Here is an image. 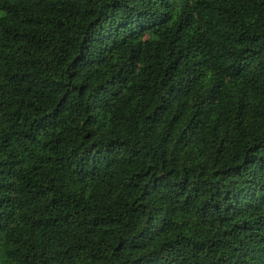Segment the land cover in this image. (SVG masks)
I'll return each instance as SVG.
<instances>
[{
    "label": "trees",
    "instance_id": "trees-1",
    "mask_svg": "<svg viewBox=\"0 0 264 264\" xmlns=\"http://www.w3.org/2000/svg\"><path fill=\"white\" fill-rule=\"evenodd\" d=\"M0 264H264V0H0Z\"/></svg>",
    "mask_w": 264,
    "mask_h": 264
}]
</instances>
